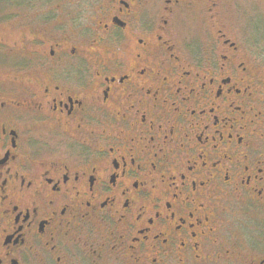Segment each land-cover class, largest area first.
<instances>
[{
    "label": "flooded vegetation",
    "instance_id": "flooded-vegetation-1",
    "mask_svg": "<svg viewBox=\"0 0 264 264\" xmlns=\"http://www.w3.org/2000/svg\"><path fill=\"white\" fill-rule=\"evenodd\" d=\"M51 12L0 36V264H264V0Z\"/></svg>",
    "mask_w": 264,
    "mask_h": 264
},
{
    "label": "rangeland",
    "instance_id": "rangeland-1",
    "mask_svg": "<svg viewBox=\"0 0 264 264\" xmlns=\"http://www.w3.org/2000/svg\"><path fill=\"white\" fill-rule=\"evenodd\" d=\"M57 1L0 0V36L6 39L8 45L14 46L19 36L25 34L26 27L21 26V23L29 21L36 23L40 19L52 17L51 9L55 7ZM59 1L63 2L64 0Z\"/></svg>",
    "mask_w": 264,
    "mask_h": 264
}]
</instances>
